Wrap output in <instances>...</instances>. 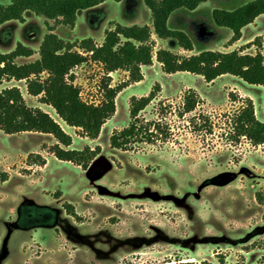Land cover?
<instances>
[{"label":"rangeland","instance_id":"obj_1","mask_svg":"<svg viewBox=\"0 0 264 264\" xmlns=\"http://www.w3.org/2000/svg\"><path fill=\"white\" fill-rule=\"evenodd\" d=\"M250 1L208 0L197 12L179 8L168 26L185 31L196 51H222L233 31L215 22L213 10H233ZM128 5L137 19H132ZM25 13L24 22L0 26L1 51L13 50L18 42L35 51L18 63L39 58V46L49 32L45 17ZM151 17L144 0H107L79 11L73 29L49 23L65 41L92 37L101 44L111 21L152 25ZM258 26L264 30V17ZM253 32L250 26L245 38ZM153 35L155 62L141 67L143 81L118 93L116 112L97 138L68 126L52 106L41 102V95L28 93L25 80L0 84V91L18 86L29 106L59 121L73 137L71 148H99L85 169L53 154L57 140L51 134L0 130V264H264V144L238 138L233 130V118L248 97L264 121V86L232 74L207 82L190 72L166 73L156 59L157 50L179 53L183 48L174 39ZM249 51L264 54V39ZM73 73L82 98L91 103L103 100L102 83L108 75L110 86L129 78L127 70L107 74L93 60ZM154 89L157 96L140 118L158 122L165 133L153 143L138 140L127 150L113 147L111 135L131 120V97ZM190 90L197 93L198 105L182 113Z\"/></svg>","mask_w":264,"mask_h":264},{"label":"trees","instance_id":"obj_2","mask_svg":"<svg viewBox=\"0 0 264 264\" xmlns=\"http://www.w3.org/2000/svg\"><path fill=\"white\" fill-rule=\"evenodd\" d=\"M105 0H12L10 4L0 3V26L11 20L25 21L24 13L31 11L46 19L49 32L44 35L39 46V58L26 63H18V57H30L35 51L32 47L18 42L9 52L0 50V84L4 80H25L28 93L41 95V102L52 106L58 116L70 126L78 127L83 134L97 138L106 121L116 112V97L130 83L143 80L141 67L153 63L152 32L159 38L174 39L185 50L194 48L189 35L179 29H171L168 19L179 8L193 10L206 0H144L151 11L152 27L149 25H123L110 22L104 40L97 44L92 38L79 42H69L54 32L49 20L74 27L78 12L92 8ZM120 1V0H116ZM264 14V0H251L233 10L216 8L213 17L219 26L233 31L230 43L242 36V28ZM153 28V30H152ZM260 36L239 49L229 52L203 50L192 55H182L169 49L160 48L156 59L166 73L180 71L199 74L207 82H213L224 74L238 76L250 84L264 86V54L244 52L252 44L260 43ZM77 46L78 50L73 48ZM89 60L101 63L106 73L118 69L129 72V78L119 86H110V76L102 83L103 100L99 103L85 101L80 86L75 83L73 69ZM47 74L42 78V74ZM159 88V85L157 86ZM157 96L156 90L148 95L132 96L130 101L131 120L127 126L111 135L110 143L115 148L129 149L133 142L141 140L153 143L164 131L155 121H143L140 112ZM198 105V95L190 90L183 99L181 112L193 111ZM233 130L236 137H246L255 145L264 144V121L255 113L252 98H247L233 118ZM0 130L6 134L22 132H42L51 134L57 140L53 145V154L66 161L81 165L85 169L98 154L99 148H71L73 137L47 111L40 107L29 106L18 86L0 91ZM165 133V132H164ZM46 164V161L43 162ZM259 200H263L258 194ZM166 264H213L204 260L172 261Z\"/></svg>","mask_w":264,"mask_h":264},{"label":"crops","instance_id":"obj_3","mask_svg":"<svg viewBox=\"0 0 264 264\" xmlns=\"http://www.w3.org/2000/svg\"><path fill=\"white\" fill-rule=\"evenodd\" d=\"M116 1V0H115ZM208 0H206L205 2H207ZM107 2V0H105L104 2H102V3H100L99 5H97V6H101V5H103V4H105ZM117 2H119V3H121V2H124V0H120V1H117ZM205 2H202L197 8H195V9H193V10H191V12H197L198 10H199V8H200V6L202 5V4H204ZM130 9V7H129V5H128V10ZM131 9H132V7H131ZM130 9V12L131 13H133L134 14V17L132 18V19H137V17L138 16H136L135 15V11L132 9L131 10ZM150 10V9H149ZM151 12V11H150ZM25 14L26 13H24V17H25ZM78 14H79V12H78ZM152 16V15H151ZM264 17V14H261V15H259L252 23H250V24H248V25H246V26H244L243 28H242V36H241V38L240 39H238V40H236L235 42H233V43H230L229 41H230V39H231V37H232V35L229 37V39L227 40V43H226V46H225V48L222 50V51H224V52H229V51H232V50H235V49H239V48H241L242 46H244L245 44H247V43H249V42H251V41H253L254 39H255V37L256 36H260L261 38L260 39H264V30H260V29H258V22H259V20L261 19V18H263ZM152 18V17H151ZM135 24H137V25H143V24H141V23H139V22H134L133 24H131V25H135ZM152 24H153V21H152ZM3 25V24H2ZM62 25V24H61ZM76 25H77V20H76ZM144 25H146V24H144ZM148 25V24H147ZM149 26H151L152 27V25H149ZM250 26H252L253 28H254V32H253V35L251 36V37H249V38H245V32H246V30L250 27ZM73 29V28H72ZM152 30H153V28H152ZM154 31V30H153ZM152 39L153 40H157L155 37H154V35H153V32H152ZM255 44H252L250 47H248L247 49H245L244 50V52H250V53H253V52H251V51H249L253 46H254ZM199 51H196V49H195V46H194V48L192 49V50H185V49H183L182 51H179V53H181V54H183V55H192V54H196V53H198ZM255 53V52H254ZM20 58H22V57H18L17 58V60L18 59H20ZM153 62H155V59H153ZM144 68V66H142V69ZM145 75V74H144ZM225 75V74H224ZM223 76V75H222ZM221 77V76H220ZM143 81V80H142ZM251 98V97H250ZM59 122V121H58ZM60 123V122H59ZM61 124V123H60ZM65 130H66V128L63 126V125H61ZM68 126H70V125H68ZM70 127H74V126H70ZM67 131V130H66ZM68 132V131H67Z\"/></svg>","mask_w":264,"mask_h":264},{"label":"flooded vegetation","instance_id":"obj_4","mask_svg":"<svg viewBox=\"0 0 264 264\" xmlns=\"http://www.w3.org/2000/svg\"><path fill=\"white\" fill-rule=\"evenodd\" d=\"M6 182V180H4Z\"/></svg>","mask_w":264,"mask_h":264}]
</instances>
